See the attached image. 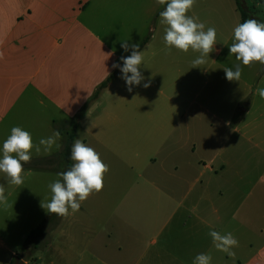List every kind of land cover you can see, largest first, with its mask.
Listing matches in <instances>:
<instances>
[{"label": "crops", "instance_id": "crops-1", "mask_svg": "<svg viewBox=\"0 0 264 264\" xmlns=\"http://www.w3.org/2000/svg\"><path fill=\"white\" fill-rule=\"evenodd\" d=\"M226 1L228 10L197 0L188 13L217 29V51L192 69L198 53L165 54L156 0H0V148L13 126L35 143L59 130L63 145L33 151L20 187L0 173L13 205L0 206V264H192L202 252L212 264H264V69L226 79L223 68L239 63L227 45L241 23ZM125 40L144 54L145 79L131 92L112 67L131 54ZM74 120L75 139L109 165L104 188L60 218L44 249L26 253L48 216L47 185L66 171ZM210 230L233 233L234 256L214 248Z\"/></svg>", "mask_w": 264, "mask_h": 264}, {"label": "clouds", "instance_id": "clouds-1", "mask_svg": "<svg viewBox=\"0 0 264 264\" xmlns=\"http://www.w3.org/2000/svg\"><path fill=\"white\" fill-rule=\"evenodd\" d=\"M197 0H156L158 5H165L159 13V23L164 27L163 43L165 54H171L173 49L187 54L189 50L198 53L192 60L191 68H199L207 63L209 54L217 51V29L200 22L198 17L188 15L194 8ZM257 8L264 7L258 3ZM229 47V56L234 55L239 62L231 67L223 68L228 81H239L242 67H252L259 63L264 69V22L258 19H246L233 28V39ZM125 52L131 49V54L122 56V66L114 63L113 68H119L121 78L125 81L127 90L132 91V86L141 85L145 79L140 68L144 54L139 50L138 44H129L127 40L121 43ZM111 55V53H109ZM109 55V56H110ZM109 74V73H108ZM150 80L143 84L148 88ZM257 92L264 99V88ZM61 132L54 130L50 136L42 137L38 143L33 140L32 133L21 126H13L10 135L3 141L0 148V173L4 174L8 185L17 187L25 183L26 175L24 165L32 160L33 151L37 155H51L52 151L63 148ZM71 166L66 171L56 173V178L47 187L49 196L44 197L40 207L48 214L67 218L79 212L81 205L90 195L99 193L104 188L105 175L110 171L101 159L100 154L92 147L76 138L71 146ZM0 206L5 209L13 207L9 203L4 184H0ZM208 235L214 248L228 256H234V248L239 246V241L228 232L221 234L210 230ZM212 256L208 253H199L192 260V264H212Z\"/></svg>", "mask_w": 264, "mask_h": 264}, {"label": "trees", "instance_id": "trees-1", "mask_svg": "<svg viewBox=\"0 0 264 264\" xmlns=\"http://www.w3.org/2000/svg\"><path fill=\"white\" fill-rule=\"evenodd\" d=\"M242 1L245 0H235L237 8L241 14V23L246 19H251L255 15V7H249L247 4V8L245 9L242 5ZM258 3L264 4V0H255ZM258 19V18H256ZM111 79V78H110ZM109 81V80H108ZM107 83H104L102 87H105ZM75 126L71 130L70 135L66 141L63 150V156L66 162V170L71 166L72 161L70 159V151L71 146L74 143L75 132L77 130V121L75 120ZM49 161H47L48 163ZM61 217H58L53 214H48L46 221L42 224L36 231L28 236V239L25 244V251L29 254H33L38 250L44 249L49 244V234L50 232L58 225Z\"/></svg>", "mask_w": 264, "mask_h": 264}, {"label": "rangeland", "instance_id": "rangeland-1", "mask_svg": "<svg viewBox=\"0 0 264 264\" xmlns=\"http://www.w3.org/2000/svg\"><path fill=\"white\" fill-rule=\"evenodd\" d=\"M231 2H232V0H230ZM246 1H247V4H248V6L249 7H255V15H254V17H252L251 19H256V18H260V19H262V20H264V7H262V8H257L256 7V5H257V2L255 1V0H245V1H242V5L244 6V8L246 9L247 8V4H246ZM224 9L225 10H228V1H226V0H224ZM228 52V51H227ZM224 53H226V52H224ZM191 56H195V54L193 53V51L191 52V54H190ZM198 56V55H197ZM234 56V55H233ZM207 69H208V73H207V75H206V79L208 80V78H210L211 77V75L213 74V69H212V67L208 64L207 66ZM243 67H247V66H243ZM258 67H259V63L257 62V63H255L252 67H247V69L246 70H244V71H242V75H243V77H244V80L245 81H250V80H252L253 79V76H254V74L256 73V71L258 70ZM193 69V68H192ZM191 73L193 74V75H196L197 74V72H194L193 70H191ZM197 76H198V78H199V74H197ZM200 78H201V81H204V75H200ZM241 86V85H240ZM240 91H241V89H240ZM243 94L241 93V96H242ZM221 99H223L224 100V102H226L227 103V101H228V104L229 103H231V98H227L226 97V95L225 94H223L222 95V98ZM241 99V98H240ZM262 101L263 100H261L260 99V102H259V104H261L262 103ZM209 118V117H208ZM210 120H212L211 118H209ZM75 120L74 121H72V122H70L69 123V125H67L68 126V129H72V128H74V126H75Z\"/></svg>", "mask_w": 264, "mask_h": 264}]
</instances>
